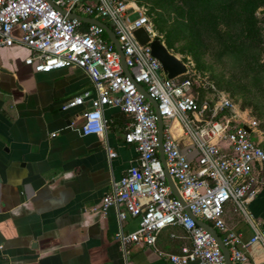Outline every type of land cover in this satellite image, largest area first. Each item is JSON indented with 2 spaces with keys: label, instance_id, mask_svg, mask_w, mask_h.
<instances>
[{
  "label": "built area",
  "instance_id": "built-area-1",
  "mask_svg": "<svg viewBox=\"0 0 264 264\" xmlns=\"http://www.w3.org/2000/svg\"><path fill=\"white\" fill-rule=\"evenodd\" d=\"M70 12L107 25L129 75L104 30L69 17ZM140 27L149 37L143 44L133 34ZM153 38L145 10L135 0H0V48L14 43L24 46L29 54L23 62L35 71L78 68L88 76L93 93L84 90L60 106L63 110L81 107L76 114L81 135L105 132V108L116 109L128 118L122 138L133 146L134 162L110 183L99 205L89 208L104 214L113 207L119 222L127 217L135 219L134 229L124 231L119 225L113 234L123 254L129 243L154 247L162 229L178 226L189 245L181 246L177 253L164 254L171 264H224L214 238L187 215L186 207L192 216L216 230L232 264L243 263L249 245L259 242L264 248V233L245 208L264 187V148L261 139L254 141L251 136L258 132L257 123L236 118L226 97H220L211 108L200 100L194 92L196 82L187 75L184 63V73L167 78L151 55L149 41ZM137 85L156 103L165 169L183 204L165 181L157 152L156 114ZM206 112L208 118L204 117ZM181 138L188 143L184 145ZM106 153L109 158L115 155L108 148ZM227 203L248 220L252 233L247 239L223 222Z\"/></svg>",
  "mask_w": 264,
  "mask_h": 264
},
{
  "label": "crops",
  "instance_id": "crops-1",
  "mask_svg": "<svg viewBox=\"0 0 264 264\" xmlns=\"http://www.w3.org/2000/svg\"><path fill=\"white\" fill-rule=\"evenodd\" d=\"M28 54L17 43L0 48V264H171L164 254L189 245L178 226L162 229L154 247L129 243L123 254L113 234L119 225L134 229L135 219L119 222L113 207L89 210L134 162V148L122 138L128 118L105 108V132L81 135V107L60 106L84 90L93 93L88 76L78 68L35 71L23 62ZM245 208L264 233V187ZM222 220L243 239L252 233L231 203ZM247 256L239 264H264L259 242Z\"/></svg>",
  "mask_w": 264,
  "mask_h": 264
},
{
  "label": "rangeland",
  "instance_id": "rangeland-1",
  "mask_svg": "<svg viewBox=\"0 0 264 264\" xmlns=\"http://www.w3.org/2000/svg\"><path fill=\"white\" fill-rule=\"evenodd\" d=\"M247 1L250 0H224L223 7L217 2L216 10L214 6L204 13L201 6L190 9L194 0H135L145 10L154 38L186 65L187 75L196 82L195 95L210 108L220 97L228 98L236 118L256 121L263 143L264 17L256 19L259 41L251 53L240 58L226 50L227 44L244 32ZM254 15L258 16L256 11ZM259 68L256 73L263 79L257 86L253 74ZM208 116L206 112L204 117Z\"/></svg>",
  "mask_w": 264,
  "mask_h": 264
},
{
  "label": "water",
  "instance_id": "water-1",
  "mask_svg": "<svg viewBox=\"0 0 264 264\" xmlns=\"http://www.w3.org/2000/svg\"><path fill=\"white\" fill-rule=\"evenodd\" d=\"M56 9L63 12V10L60 9L59 7H56ZM256 14L257 15L264 14V6L257 9ZM68 16L76 18L77 20H80V21H84V22H88V23H94V24L100 26L104 30V32L107 34L110 41L112 42L115 50L118 52L120 62H121V66L123 68L124 73L126 75H129L127 72V69L125 67V64H124L122 52H121V50L117 44L115 36H114L113 32L107 27V25L105 23L98 21V20H95V19H92V18L79 16V15L71 13V12L68 13ZM133 34L136 37V39L139 41V43H141V44H143L149 40L148 35L145 33V31L141 27L136 28L133 31ZM149 47H150L151 55L153 57H155L160 62L162 70L166 74L167 78H172V77H175L179 74L184 73L185 65L179 59H177L173 54H171L157 38H153L152 40L149 41ZM137 89L143 94L144 98L150 103L151 107L153 108V110L156 114L158 158H159L161 166H162L165 181L168 184V186L170 187L173 196L183 204L179 194L176 191V188H175L171 178L169 177V175L167 174L166 169H165L163 154L161 151L162 123H161V117L157 114V111H156V103L152 98H150L147 95V93L139 85H137ZM246 130L248 131L247 128H246ZM184 210L187 213V215H189L195 221L196 224L203 227L214 238L215 242L217 243V245H218V247H219V249L223 255L224 264H232L231 261L229 260V255H228L227 249L222 244L216 230L214 228H212L210 225H208L207 223H205L201 220H198L197 218L192 216L186 207H184Z\"/></svg>",
  "mask_w": 264,
  "mask_h": 264
},
{
  "label": "trees",
  "instance_id": "trees-1",
  "mask_svg": "<svg viewBox=\"0 0 264 264\" xmlns=\"http://www.w3.org/2000/svg\"><path fill=\"white\" fill-rule=\"evenodd\" d=\"M219 2L220 6H224V0H194V3L192 6H190V9L194 7H202L203 10L205 11L204 13H207V11H210L216 4ZM264 6V0H259V1H247V3L244 6V9L247 10V16L243 20L244 24V32L241 33L236 39L232 40L227 44L226 50L230 53H234L235 55H238L240 58L244 57L246 53L250 51L252 52L251 49L255 46L256 42L259 41V36H258V29L255 25L256 19L257 18H263L264 15H254L255 11L259 7ZM216 10V6L214 7ZM212 13V12H210ZM227 14V12H226ZM225 14V15H226ZM233 15L228 14L226 16ZM232 17V16H231ZM260 68L257 70H254L253 74V80L257 83L256 85L258 86L260 83V80L263 79V76L259 75L258 72Z\"/></svg>",
  "mask_w": 264,
  "mask_h": 264
},
{
  "label": "bare ground",
  "instance_id": "bare-ground-1",
  "mask_svg": "<svg viewBox=\"0 0 264 264\" xmlns=\"http://www.w3.org/2000/svg\"><path fill=\"white\" fill-rule=\"evenodd\" d=\"M254 135H255V136H256V135H259V134H258V132H256V131H253V132H252V134H251V136H252L253 140H254V141H257V140H258V138H255V137H254Z\"/></svg>",
  "mask_w": 264,
  "mask_h": 264
}]
</instances>
